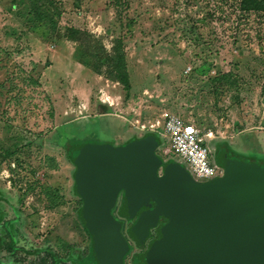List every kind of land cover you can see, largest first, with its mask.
I'll use <instances>...</instances> for the list:
<instances>
[{"label":"rangeland","instance_id":"obj_1","mask_svg":"<svg viewBox=\"0 0 264 264\" xmlns=\"http://www.w3.org/2000/svg\"><path fill=\"white\" fill-rule=\"evenodd\" d=\"M51 1L37 23L34 0H0L7 219L18 205L26 223L41 222L37 240L51 226L77 240L74 165L65 147L121 145L163 124L165 114L210 133L211 148L228 142L241 150L237 159L264 153V11L244 13L238 0ZM116 51L127 83L106 62ZM98 104L111 109L95 113Z\"/></svg>","mask_w":264,"mask_h":264},{"label":"water","instance_id":"obj_2","mask_svg":"<svg viewBox=\"0 0 264 264\" xmlns=\"http://www.w3.org/2000/svg\"><path fill=\"white\" fill-rule=\"evenodd\" d=\"M158 145L150 133L121 145L72 147L73 187L97 262L121 264L128 250L112 213L123 191L119 215L126 219L151 201L129 228L138 244L159 216L167 219L137 264H264V166L219 152L222 176L197 181L178 161L165 162Z\"/></svg>","mask_w":264,"mask_h":264},{"label":"flooded vegetation","instance_id":"obj_3","mask_svg":"<svg viewBox=\"0 0 264 264\" xmlns=\"http://www.w3.org/2000/svg\"><path fill=\"white\" fill-rule=\"evenodd\" d=\"M223 144V142L216 143L218 146H222ZM217 153L215 147H212V158L216 164H218L216 162ZM164 161L167 162L166 160ZM159 171L161 173L162 168ZM72 191L78 199L76 201L78 206L75 210V215L79 220V232L82 235L77 240L68 241L59 233H56L53 226L47 228L48 230L52 229L49 230L51 234L41 235L43 238L37 240L35 237L40 235L41 229L38 226H40L41 222L39 221L38 224L34 221L30 222V224L26 223L21 217L18 205H12V211L15 209L13 211L14 217L7 219L6 211L2 205V201H7L3 196L4 193L0 192V264H85L83 261L88 257V253L91 252L92 255V239L91 234L89 233L88 235L80 215L83 206L82 198L74 190ZM123 194V191H121L118 195L117 203L112 209L114 217L122 222L121 232L128 242V250L121 264H137V256L144 252L149 244L157 238L158 228L167 219L159 216L157 225L150 229L149 235L144 239L143 243L138 244L130 236L129 228L135 224L139 213L148 209L151 201L148 205L142 206L133 218L126 219L119 215V207L123 201ZM87 235L89 236L88 242L86 241ZM89 259L93 261L92 264H100L93 255Z\"/></svg>","mask_w":264,"mask_h":264},{"label":"built area","instance_id":"obj_4","mask_svg":"<svg viewBox=\"0 0 264 264\" xmlns=\"http://www.w3.org/2000/svg\"><path fill=\"white\" fill-rule=\"evenodd\" d=\"M163 124L150 125V131L160 139L156 151L163 160L171 152L197 181H206L223 174V168L212 158L207 137L195 124L178 114H165Z\"/></svg>","mask_w":264,"mask_h":264},{"label":"trees","instance_id":"obj_5","mask_svg":"<svg viewBox=\"0 0 264 264\" xmlns=\"http://www.w3.org/2000/svg\"><path fill=\"white\" fill-rule=\"evenodd\" d=\"M34 1H35V8L32 10V13L34 15V20H36V22L38 23V22L42 21V17L44 16L42 14V7H44V5H45L46 8H48V7L51 8L52 6H55L56 4H54V1H51V0H45L44 2H41V0H34ZM46 1L49 3L48 5L46 4ZM238 8L240 9V11H242L244 13L250 12V11H252V12L264 11V0H238ZM55 13H57V14L59 13L58 9L55 10ZM199 21L201 22V20H199ZM128 27H131V22L128 24ZM72 31L76 32V30H72ZM120 44H121V42L118 40L116 46H119ZM105 59H106V62L109 63V65L116 67V70L118 73L117 79H119L120 81H122L124 83H127V74H126L124 67H123V58L119 54V52L116 51L114 56L108 55ZM110 109L111 108L109 106L103 105V107H102L101 104H98V106L96 107L97 113H107L110 111ZM150 133L156 135V133H153V132H146L144 135L150 134ZM135 138H137V137H135V136L131 137L130 139L126 140V142H128L132 139H135ZM157 138H158L159 144H160V139L158 136H157ZM223 143L224 144L222 146H218L216 144L214 145L217 152L218 153L219 152H225L231 158L237 159V156H239L238 154H241L240 153L241 150L235 149L228 142H223ZM74 145L75 144L70 143L65 147L67 157L71 161L72 164H73V162H72V159L70 156V151ZM253 153H255V155L252 156V159H254L253 162H259V160L264 161V153H261V152H259L260 154L258 152L257 153L253 152ZM255 159H257V160H255ZM73 174H74V172H73ZM72 190H74L73 186H72ZM88 235H89V232H88ZM91 257H92V255L90 252V253H88V258H91Z\"/></svg>","mask_w":264,"mask_h":264},{"label":"crops","instance_id":"obj_6","mask_svg":"<svg viewBox=\"0 0 264 264\" xmlns=\"http://www.w3.org/2000/svg\"><path fill=\"white\" fill-rule=\"evenodd\" d=\"M90 106H91V103L89 104ZM104 105V104H103ZM103 105L101 104V106L103 107ZM94 106H92V108H93ZM95 110H96V107H95ZM95 113H97V111L95 112Z\"/></svg>","mask_w":264,"mask_h":264}]
</instances>
